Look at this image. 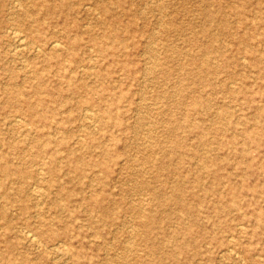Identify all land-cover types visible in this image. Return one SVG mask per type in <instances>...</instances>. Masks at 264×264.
<instances>
[{
    "label": "rangeland",
    "instance_id": "obj_1",
    "mask_svg": "<svg viewBox=\"0 0 264 264\" xmlns=\"http://www.w3.org/2000/svg\"><path fill=\"white\" fill-rule=\"evenodd\" d=\"M29 3L0 0V264H264V0Z\"/></svg>",
    "mask_w": 264,
    "mask_h": 264
},
{
    "label": "bare ground",
    "instance_id": "obj_2",
    "mask_svg": "<svg viewBox=\"0 0 264 264\" xmlns=\"http://www.w3.org/2000/svg\"><path fill=\"white\" fill-rule=\"evenodd\" d=\"M29 1V0H28ZM21 2V1H20ZM47 2V0H30V3H29V8H32V9H38V10H41V9H43V7H45V6H47L48 5V3H46ZM86 6V5H85ZM49 7L51 8L52 7V5L51 4H49ZM53 8V7H52ZM48 9V8H47ZM105 10H109L107 7L105 8ZM33 17H32V16ZM30 15V17H26L27 18V20L28 21H31V20H33V21H37V18L33 15V14H31ZM40 26H41V24H40ZM27 27V29H31L32 27H28V26H26ZM34 27H36L35 29H33V30H30L31 32H33V34H34V32H38L39 30H40V27H39V25L38 24H35V26ZM226 27V23L223 21V25H222V28H225ZM28 33V32H27ZM12 34L14 35V37L16 38V41H17V43H18V45L17 46H23V45H25L26 46V39H25V36L22 34V32H20V31H17V29L16 30H13L12 31ZM34 36V35H33ZM31 42H33V41H31ZM59 42V41H58ZM78 42V40L77 39H74V40H71V41H69V45H74V44H76ZM53 47H57L58 45H59V43H57V40H55V41H50L49 42ZM61 43V42H60ZM30 44V43H29ZM60 51V50H59ZM31 73V72H30ZM88 108V107H87ZM86 108V110H90V109H87ZM87 111V112H88ZM93 114H94V112L93 111H91ZM90 111L88 112V113H91ZM18 118H20V117H18ZM88 118V117H87ZM88 119H90V118H88ZM18 120V119H17ZM24 120V119H23ZM91 120V119H90ZM25 121V120H24ZM18 122V121H17ZM27 122V121H26ZM92 125V124H91ZM95 125V124H94ZM30 126V125H29ZM87 127V126H86ZM97 128V127H96ZM95 128V129H96ZM30 130V129H29ZM24 135V134H23ZM38 135V134H37ZM151 139V138H150ZM153 140V139H152ZM148 142V141H147ZM28 143V142H27ZM39 148H40V151L41 152H43V151H46V148H45V146L44 145H42V144H40L39 145ZM58 155H57V153L55 152V153H51L50 154V158H53V159H55L56 157H57ZM79 167H77L76 169H78ZM51 169L53 170L54 169V165H52L51 166ZM43 170V169H42ZM43 172H44V170H43ZM0 174L2 175V178H0V195H2V196H7L8 194H11V192L13 193V192H16V193H20L22 190H23V185H25L24 183H26V181H25V177L27 176V174L25 175L24 174V172H23V170H19L17 167H13V165H9V164H5V163H0ZM11 175H15V176H17L18 177V179H20L19 180V182H20V184L18 185V186H15V187H9L8 186V177H10ZM147 180V179H146ZM148 182V181H147ZM34 185V184H33ZM35 186V185H34ZM37 187V186H36ZM36 187H35V191L33 190V192H37L38 190H36ZM181 186H180V183H177L176 185H175V192L173 193V197H174V199L176 200V201H178V202H180L181 204H184L183 203V197H182V195L180 194V190H181V188H180ZM31 189H33V188H31ZM39 190H41V189H39ZM38 200V199H37ZM100 200H102V199H97V198H95L94 199V202L95 203H99V201ZM43 203V202H42ZM42 205V204H41ZM5 206V207H4ZM0 208L3 210V211H6V209H7V207H6V205H2L1 204V206H0ZM38 216V215H37ZM148 218L150 219L151 217L150 216H148ZM151 220V219H150ZM152 221H153V218H152ZM36 223V222H35ZM242 227H244V226H242ZM25 229V228H24ZM244 229H245V227H244ZM26 237L33 243V244H35V245H38L39 243H41L40 242V240L41 239H38V235H37V233H35V232H33V231H28L27 233H26ZM233 238V237H232ZM231 238V239H232ZM62 242V241H61ZM64 243V242H63ZM45 244V243H44ZM41 245V244H40ZM46 246V245H45ZM58 245H56V247H57ZM50 247H55V246H50ZM56 247H55V249H56ZM39 248V247H38ZM37 248V249H38ZM68 248V247H67ZM66 249V248H65ZM57 250V249H56ZM132 252V251H131ZM60 255V254H59ZM57 257V256H56ZM56 259V258H55ZM66 261H67V259H66ZM65 261V262H66ZM65 262H62V263H64L65 264Z\"/></svg>",
    "mask_w": 264,
    "mask_h": 264
}]
</instances>
